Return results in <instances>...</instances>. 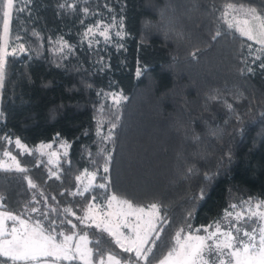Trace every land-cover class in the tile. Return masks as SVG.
I'll list each match as a JSON object with an SVG mask.
<instances>
[{"label": "trees", "instance_id": "16d2710c", "mask_svg": "<svg viewBox=\"0 0 264 264\" xmlns=\"http://www.w3.org/2000/svg\"><path fill=\"white\" fill-rule=\"evenodd\" d=\"M228 2L264 6V0H17L24 11L18 17L14 11L12 33L26 51L9 57L0 89V152L10 150L28 171L0 172V209L19 214L35 207L40 211L27 214L42 219L47 213L45 227L49 220L77 221L76 229L94 241L99 230L77 220L93 196L101 201L116 193L158 203L167 223L149 257L153 264L167 254L180 227L187 233L190 223L201 233L220 221L227 229L233 218L224 219L226 209L247 214L246 202L264 200V69L255 59L258 46L250 54V42L242 44L222 19ZM121 19L123 38L116 36ZM96 24L111 25L110 41L84 36ZM61 38L71 50H59ZM105 93L127 99L117 106ZM112 124V138L102 140ZM5 137L28 147L50 141L71 146L51 166L34 150L21 154ZM85 169L96 172L94 186L73 196L80 190L75 178ZM24 176L38 187L29 188ZM101 183L109 186L95 187ZM64 208L76 215L65 216ZM57 230L73 231L67 224ZM109 250L134 259L115 244Z\"/></svg>", "mask_w": 264, "mask_h": 264}, {"label": "snow or ice", "instance_id": "6c2138e0", "mask_svg": "<svg viewBox=\"0 0 264 264\" xmlns=\"http://www.w3.org/2000/svg\"><path fill=\"white\" fill-rule=\"evenodd\" d=\"M19 2L30 3L31 0H19ZM61 8L64 5H60ZM14 11L18 17L19 12L24 11L23 8L17 6V0H0V13H2V26H0V89H3L7 76V65L9 57L15 58L17 49L20 53L26 51L25 45L20 43L21 36L12 33V20ZM87 13L88 9H84ZM233 13H242L244 18L237 19ZM222 19L227 24L228 29L233 30L247 43V48L253 49V44L258 47L255 52L256 60H260V68L264 69V6L258 10L257 7L245 6L228 2L224 6L221 14ZM115 19V18H114ZM115 27V24L112 25ZM119 27L121 31L116 32V36L123 38L125 33L122 31L123 19H121ZM99 26H97V29ZM90 33H94L93 28H89L84 33L88 37ZM33 35L39 36L38 33ZM99 35L104 37L105 41H110L109 27L105 26ZM221 33L217 31L212 37L215 40ZM15 40L16 46H11V42ZM57 43L62 46L59 49L63 51L65 47L71 50V46L63 41L62 38ZM122 47V45H121ZM11 48V50H10ZM195 55V54H193ZM249 73L253 72L252 68H248ZM243 74V70H241ZM136 75H142V70L137 69ZM90 87V85H89ZM101 93H97L99 96ZM105 97H110L115 105H119L122 100L127 97L122 93H105ZM217 99V97H211ZM227 107L231 110L232 106ZM103 113L104 106L98 109ZM102 121H98L97 135H101ZM116 127L112 124L108 130L107 136H102V140H110L112 138V130ZM59 136V134H57ZM9 144L13 141L5 137ZM15 146L23 152L32 154V150L23 144L19 138L15 141ZM71 145L67 141H62L61 148H64V156L68 155L67 149ZM52 144H40L36 151L41 155L45 154V149H51ZM103 151V150H101ZM50 157L49 163H52V157L59 160L57 152L47 153ZM89 155H91L89 153ZM3 156L7 160H0V172H18L26 173L28 170L22 167L20 161L11 151L5 149ZM111 156L105 158L104 172L109 171L108 163ZM94 163V161H93ZM192 172L193 169H189ZM52 176H59L56 172H51ZM205 180L210 181L211 176L205 173ZM27 180L28 187L36 189L38 186L28 176H24ZM78 186L82 185V189L70 193L73 196H84L85 193L94 186L96 172L84 170L80 175L76 176ZM105 179H107L105 177ZM86 181V182H85ZM109 185L101 183L95 187L105 189ZM63 195V193H61ZM205 192L202 188L200 197L203 198ZM43 195V193H41ZM55 199V197H53ZM93 201L96 199L92 197ZM4 197L0 196V201ZM106 205L101 206L89 203L84 209V215L78 216L77 220L80 224L87 227L94 226L99 230L101 236L96 240H89V234L83 232L78 234L75 231L65 232L58 231L60 225H71L72 229L77 228L72 220L65 219L60 221V225L55 220H49L48 227L42 222L48 218L47 213H41L42 219H34L27 212L35 213L39 209L32 207L26 209L23 213H13L11 211H0V264H74L79 261L80 264H149V257L153 254V248L156 242L161 239V233L164 231V225L167 223L166 218L161 214V208L158 203L152 202L147 204L135 203L133 200L116 193L106 197ZM247 214L244 212H233L225 210L224 219L227 221L233 218L230 227L225 229L220 221H216L214 225H208L203 228L206 235H199L201 229L197 228L192 231V225L187 224L189 231L185 233V228L180 227L171 238V246L168 248L167 254L158 259L157 264H264V200H258L254 205L249 202ZM4 205L0 203V208ZM235 204L231 208L235 209ZM52 211H56L55 208ZM65 216H75L76 213L71 208H64ZM191 215V214H189ZM11 222V223H9ZM127 230V232L124 231ZM210 229H212L210 231ZM104 234L111 239H105ZM94 244L95 247H89ZM115 244L124 253L134 254L132 256L121 257L117 253L109 250L110 245Z\"/></svg>", "mask_w": 264, "mask_h": 264}, {"label": "rangeland", "instance_id": "374dc122", "mask_svg": "<svg viewBox=\"0 0 264 264\" xmlns=\"http://www.w3.org/2000/svg\"><path fill=\"white\" fill-rule=\"evenodd\" d=\"M234 15V14H233ZM237 17V19H243L244 17L243 16H236ZM97 26H99V29L98 30H96L97 29ZM105 26H108L109 27V35H110V29H111V25H106V24H96L95 26H93L92 28L94 29V33H90V35H99V31H102L103 29H104V27ZM102 37V36H101ZM104 38V37H103ZM16 140V138H14L12 141H13V146H15V143H14V141ZM52 144V142L50 141V142H41V143H38V144H36L35 146H33V147H28L29 149H31V150H34V151H36V149H37V147L40 145V144ZM24 144V143H23ZM60 144H61V142H58V143H55V145L53 146L52 145V148L51 149H45L44 151H45V154H44V156H45V158H46V160H47V162L49 163V159H50V157H49V155L47 154V153H49V152H57L58 154H59V157L61 156V155H63V153H64V148H61L60 147ZM16 147V146H15ZM17 148V147H16ZM18 149V148H17ZM18 150H20V151H22L21 149H18ZM8 151H10V150H8ZM36 152H38V151H36ZM39 154H41L40 152H38ZM13 154V153H12ZM52 159V163H49L51 166H55L56 165V163H57V160H56V158L55 157H52L51 158ZM0 160H7V158L6 157H4L3 156V151L2 152H0ZM89 172H94V171H92V170H88ZM82 172H84V170H82L81 172H80V174L82 173ZM79 174V175H80ZM86 182V181H85ZM95 183V182H94ZM79 187H80V189H82V185H79ZM111 195V193H109L106 197H108V196H110ZM106 197L103 199V200H101V201H96V200H91L90 201V203H93V204H96V205H99V206H101V208H104V210H107L106 208H105V205H106V203H107V201H106ZM0 211H8V210H4V209H0ZM12 212V211H11ZM14 213V212H13ZM84 215V214H83ZM34 219H36L35 217H33ZM77 221H75L74 222V224H77L76 223ZM79 222V221H78ZM9 223H11V222H9ZM79 226L77 225V228H78ZM212 229H210V231H211ZM72 231V230H71ZM71 231H69V230H67V231H65V232H71ZM73 231H75V232H77L78 234H82L83 232H85V230L84 229H73ZM124 231L125 232H127V230L126 229H124ZM199 235H206V233H204V232H201V233H199ZM66 264V263H65ZM153 264H157V261L156 262H154Z\"/></svg>", "mask_w": 264, "mask_h": 264}]
</instances>
